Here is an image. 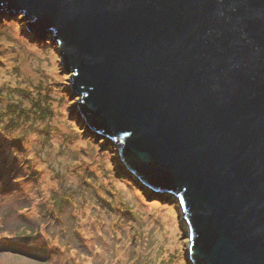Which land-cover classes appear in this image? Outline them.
<instances>
[{"label":"water","instance_id":"obj_1","mask_svg":"<svg viewBox=\"0 0 264 264\" xmlns=\"http://www.w3.org/2000/svg\"><path fill=\"white\" fill-rule=\"evenodd\" d=\"M53 32L90 127L176 194L193 264H264V0H0Z\"/></svg>","mask_w":264,"mask_h":264},{"label":"rangeland","instance_id":"obj_2","mask_svg":"<svg viewBox=\"0 0 264 264\" xmlns=\"http://www.w3.org/2000/svg\"><path fill=\"white\" fill-rule=\"evenodd\" d=\"M31 19L0 8V264H193L180 199L90 127Z\"/></svg>","mask_w":264,"mask_h":264},{"label":"bare ground","instance_id":"obj_3","mask_svg":"<svg viewBox=\"0 0 264 264\" xmlns=\"http://www.w3.org/2000/svg\"><path fill=\"white\" fill-rule=\"evenodd\" d=\"M172 221H173V220H172ZM172 221H171V222H172ZM167 227H168V228H171V227H173V224L170 223V222H167Z\"/></svg>","mask_w":264,"mask_h":264},{"label":"clouds","instance_id":"obj_4","mask_svg":"<svg viewBox=\"0 0 264 264\" xmlns=\"http://www.w3.org/2000/svg\"><path fill=\"white\" fill-rule=\"evenodd\" d=\"M52 38H53V36H52ZM137 177V176H136Z\"/></svg>","mask_w":264,"mask_h":264},{"label":"snow or ice","instance_id":"obj_5","mask_svg":"<svg viewBox=\"0 0 264 264\" xmlns=\"http://www.w3.org/2000/svg\"><path fill=\"white\" fill-rule=\"evenodd\" d=\"M0 194H3V193H0Z\"/></svg>","mask_w":264,"mask_h":264}]
</instances>
